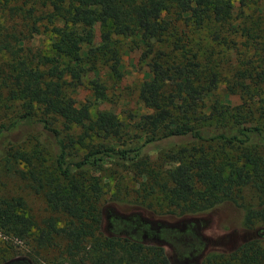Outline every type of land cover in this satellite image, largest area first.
Here are the masks:
<instances>
[{
    "label": "trees",
    "instance_id": "trees-1",
    "mask_svg": "<svg viewBox=\"0 0 264 264\" xmlns=\"http://www.w3.org/2000/svg\"><path fill=\"white\" fill-rule=\"evenodd\" d=\"M249 1L264 6L263 0H0L6 14L0 23V162L30 167L14 173L66 219L37 230L38 246L65 251L71 264H170L161 246L139 242L125 227L118 235L101 232L102 186L84 175L106 162L133 165L141 174L149 151L183 144L188 147L168 156L172 166L163 182L151 185L170 214L196 216L230 202L242 208L244 227H264V7L255 19L231 17L235 5L237 14L250 9ZM207 24L210 40L239 56L228 79L193 46L194 33ZM33 30L50 34L46 54L18 46ZM160 42L169 52L154 50ZM122 46L139 50L146 67L137 96L143 113L129 114L126 123L110 110L92 112L109 100L103 78L120 76ZM218 80L223 87L214 95L211 82ZM79 87L90 98H74ZM26 129L44 139L37 144L48 147L53 178L39 152L33 157L19 146L28 138L16 134ZM244 189L255 194L254 205L240 202ZM19 205L0 198V231L22 240L30 223L17 214ZM201 264H264V237Z\"/></svg>",
    "mask_w": 264,
    "mask_h": 264
},
{
    "label": "rangeland",
    "instance_id": "rangeland-1",
    "mask_svg": "<svg viewBox=\"0 0 264 264\" xmlns=\"http://www.w3.org/2000/svg\"><path fill=\"white\" fill-rule=\"evenodd\" d=\"M248 5L250 9L244 8L243 14L236 13L238 9L235 5L231 14L232 19L238 21L245 17L248 20V16L255 19L257 15L255 11L264 7L256 1L250 2ZM16 6L19 5L16 3ZM4 16L6 14L1 12L0 23H4L6 19ZM210 26L207 24L196 30L193 35V46L198 50L200 58L211 59L212 64L217 66V70H221V75L228 79L234 72L239 56H236L234 48L216 45L210 40L208 33ZM27 33L25 32L26 35L23 39L21 37L23 41L18 46L23 45L25 48L46 54L49 48L50 34L40 30ZM92 34V39L97 40V28L93 29ZM241 41H243L242 38L235 39L236 43ZM156 49L169 52L170 48L167 44L160 42L154 43V50ZM236 53L238 55L237 51ZM246 55L249 57L250 52H247ZM120 63L121 66L118 70L120 76L107 75L103 78L108 102L94 106L92 112L98 109L110 110L119 120L126 123L129 114L137 116L143 113L137 96L139 85L142 79L146 78V67L145 62L141 59L140 51L125 46H122L120 50ZM222 85L223 83L219 80L217 83L216 81L211 82L214 95L221 91ZM74 98L83 101L90 97L82 87H79ZM194 98L198 101L208 99L204 94H195ZM225 99L231 105L237 103L233 96H228ZM7 104H11V102L8 101ZM18 105L17 101L14 107L16 106L17 109ZM11 111L10 107L4 111L5 119L11 117ZM16 136V139L23 136L28 138L21 145H17L24 147L26 152L33 157H38L37 152H39L41 164L47 163L46 170L53 178L49 167L50 152L48 147L37 144L40 141L44 142L42 136L29 129L18 132ZM187 147L183 144L180 147L149 151L146 158L143 159L145 167L141 174L138 173L140 170H137L133 165L116 162H106L100 167L86 172L85 177H96L102 186L100 230L103 234L106 236L118 235L125 227L129 236L139 242L161 246L170 264H201L206 256L226 254L235 250L241 243L252 239L260 240L264 237L263 226H259V224L250 228L243 226L242 208L230 202H221L196 216L176 217L170 214L171 211L166 207L161 192L151 188V185L154 181L163 182L165 172L172 166L168 156ZM213 148L215 147L213 146ZM1 164H3L2 161ZM29 168L22 163L0 166V198L12 202L18 200L20 205L17 206V214L30 223V236L27 239L20 240L0 231V264H71L67 261L65 251H60L57 247L38 246L36 243L38 235L36 231L43 228L46 222L53 221L57 227H60L66 222V219L62 213L50 209L43 195L35 192L31 182L20 179L14 173L16 169L26 171ZM142 195L145 197L144 200H141ZM256 201L255 194L251 189L241 191L240 202L254 205ZM55 239L53 240L55 243H64L60 238L56 241Z\"/></svg>",
    "mask_w": 264,
    "mask_h": 264
}]
</instances>
